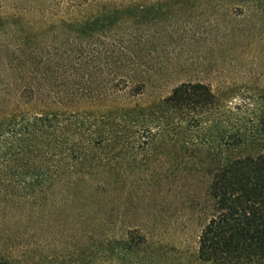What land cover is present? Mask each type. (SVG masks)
<instances>
[{
    "label": "rangeland",
    "instance_id": "obj_1",
    "mask_svg": "<svg viewBox=\"0 0 264 264\" xmlns=\"http://www.w3.org/2000/svg\"><path fill=\"white\" fill-rule=\"evenodd\" d=\"M104 47L110 53L102 58L97 51ZM87 55L99 63L119 61L106 74H135L146 81L145 94L132 99L123 90L119 99L106 102L67 95L64 79L76 69L85 72L79 65ZM50 61L61 67V78L52 83L63 92L57 99L36 93ZM187 82L209 84L216 92L240 86L262 91L264 0H0V97L7 84L14 92L12 100H0L1 109L12 104L28 113L96 114L116 105L148 107ZM105 88L108 94L111 86ZM134 183L128 176L125 190L114 185L107 198L65 181L54 205L44 209L11 211L1 205L0 254L17 264H79L88 230L95 241L133 238L141 249L136 258L145 264H201L198 238L207 220L190 203L191 192ZM85 217L109 224L94 229L82 223Z\"/></svg>",
    "mask_w": 264,
    "mask_h": 264
},
{
    "label": "trees",
    "instance_id": "obj_2",
    "mask_svg": "<svg viewBox=\"0 0 264 264\" xmlns=\"http://www.w3.org/2000/svg\"><path fill=\"white\" fill-rule=\"evenodd\" d=\"M109 53L106 47L97 51L102 58ZM91 56L79 65L85 72L67 73V95L106 102L123 90L132 99L145 94L146 81L135 74H106L119 61L110 65ZM59 66L48 63L36 93L62 96L52 87L61 78ZM243 87L216 92L209 84L187 82L148 107L116 105L96 114L28 113L7 104L0 108V207L44 209L54 205L65 181L74 190L81 185L109 198L114 185L125 190L130 176L141 186L191 192L189 202L207 220L198 238L201 264H264V88ZM13 94L7 84L0 100ZM24 97L25 91L19 94ZM153 165L159 167L152 171ZM96 220L85 217L82 223L104 230L109 224ZM86 231L79 264H127L141 250L131 237L95 241ZM0 264L17 262L0 254Z\"/></svg>",
    "mask_w": 264,
    "mask_h": 264
}]
</instances>
